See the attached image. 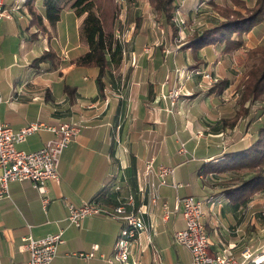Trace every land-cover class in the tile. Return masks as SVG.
Returning a JSON list of instances; mask_svg holds the SVG:
<instances>
[{
  "label": "crops",
  "instance_id": "obj_1",
  "mask_svg": "<svg viewBox=\"0 0 264 264\" xmlns=\"http://www.w3.org/2000/svg\"><path fill=\"white\" fill-rule=\"evenodd\" d=\"M2 1L9 17H0V121L14 130L35 121L50 126L75 121L81 128L62 151L58 178L46 182L45 192L34 188L31 181L22 180L10 182L8 196L0 197V264H26L28 251L18 248L22 239L59 231L64 243L59 245L50 264H116L102 259L115 251V241L125 222L96 214L74 226L67 220V205L97 200L113 207L130 194L134 207L144 212L147 224V229L140 231L131 243V263L192 264L190 251L173 237L184 225L181 209L175 208V202L185 195L202 201V221L213 254L241 258L247 250L257 261V227L255 220L253 228L246 221L255 209L240 210L242 204L226 199L217 186L223 178H235L236 174L221 178L217 173L201 171L204 162L240 149L247 142L217 150L205 139L194 138L193 131L200 127L196 124L198 114L183 113L187 107L180 110L176 103L171 105L175 113L167 112L172 102L169 97L158 96L166 76L164 63L155 64L157 49L149 53L136 48L137 38L132 29L123 39L125 52L120 65L110 67L100 90L95 81L97 69L72 62L87 50L79 38L82 16L76 17L67 9L64 12L74 19L62 16L55 26L43 19L42 29L31 22L25 0ZM36 7L42 11L41 0H37ZM49 50L51 53L44 60L36 61ZM167 83L170 89L177 84L172 80ZM186 84V90L196 91L194 82ZM205 130L213 137L224 131L213 125ZM57 137L54 132L41 129L16 146L33 151ZM180 142L185 143L186 153H179ZM150 159L154 165L173 168L166 177L167 184L159 186L160 200L156 205H150L140 191L144 165ZM251 174H238L237 178ZM164 201L168 204L167 216L161 209ZM92 245H97L93 257L78 258L72 254L88 252ZM251 262L249 259L247 264H257Z\"/></svg>",
  "mask_w": 264,
  "mask_h": 264
},
{
  "label": "rangeland",
  "instance_id": "obj_2",
  "mask_svg": "<svg viewBox=\"0 0 264 264\" xmlns=\"http://www.w3.org/2000/svg\"><path fill=\"white\" fill-rule=\"evenodd\" d=\"M117 1L120 5L118 19L119 24L122 26L120 37L118 38L124 39L131 34L132 29L136 28L134 30L137 38L135 41L138 45L136 48H140V51H142V48H145V51L149 53L157 49L155 64L164 63L166 79L158 96L161 99L170 98L172 103L167 107V112L175 113L174 108L171 107L174 103V105H178L177 108L180 110H182L181 107H187V110L183 113H190V115L191 113L198 114L196 115L198 117L196 124H200V127L193 131L194 138L205 139L206 142L213 144V147L217 148V150L239 146L238 144L242 141L249 142V139L255 136L253 129L257 131V122H259L257 118L248 123L250 113L249 118L245 115H240L233 127L223 124L222 119L225 118L226 123H228L233 119L235 112L238 110V98L240 97V88L245 72L252 62L257 61L256 57L248 59L247 51L251 47L264 43V18L260 23L242 34L243 43L237 49L224 51L222 46L215 44L194 51L193 49L182 48L184 41L188 40L194 31H200L210 24L211 21L224 18L223 15L220 16L218 14V11L214 8V4L209 2L210 0H177L179 6L176 13L172 16L173 21L175 20L178 26V37L173 41L174 48H172V44L166 39V30L163 26L162 18L151 9L146 0ZM212 1L219 4V6H228L233 9L238 8L244 14V7H251L254 3V0H244L245 6H242L231 4L230 0ZM189 5L192 6L191 9H189ZM63 13L61 15L63 19L75 18L72 14ZM137 15H140L141 22L138 27H135L134 17ZM115 36L117 37V35ZM185 53L187 54L185 55ZM190 65H195V67H190ZM144 72H146L145 66L143 67ZM220 78L227 79L225 88L209 93L210 86ZM151 79L154 80L153 77ZM167 80H172V83L177 82V84L170 89ZM186 82L195 83V93L194 91L186 90ZM181 97H186L188 100L184 101L180 99ZM251 109V114H256L257 104L253 105ZM262 119L264 120V116H262ZM208 122L212 124L209 125L207 124ZM221 123L225 125L222 128L224 131L221 136L213 137L207 134L206 128L210 129L212 125L214 127H222ZM222 173L224 172H217L218 176L223 178L232 174H236V177L238 174L247 176L249 173H253V171L246 173L242 170L228 169L225 174ZM228 179L225 178V180ZM245 199L250 202L247 203L248 205L242 204L240 210L247 208L255 209V214L247 217L246 221L248 220L247 225L253 228L252 221L255 220L254 223L257 227V264H264V189L249 193ZM114 253L115 251L106 255L102 260L108 262V259H114ZM252 255L254 254L251 253V257ZM251 263L254 262L252 261Z\"/></svg>",
  "mask_w": 264,
  "mask_h": 264
},
{
  "label": "trees",
  "instance_id": "obj_3",
  "mask_svg": "<svg viewBox=\"0 0 264 264\" xmlns=\"http://www.w3.org/2000/svg\"><path fill=\"white\" fill-rule=\"evenodd\" d=\"M151 9L160 15L165 28L166 39L172 44L178 37V26L173 21L172 16L176 13L177 0H146ZM231 4L244 5V0H230ZM37 0H25L24 4L31 16V22L45 29L43 19H46L50 26H55L61 19L62 13L71 9L74 16L81 17L79 26V38L83 41L87 50L72 59L76 65L87 66L97 69L95 77L96 84L100 90L104 86V76L110 67H117L123 59L125 45L123 40L116 37V29L121 31L119 24L120 5L117 0H41L42 11H37ZM186 2V1H185ZM214 4L223 19H215L200 31H194L193 35L185 40L182 48L193 49L197 51L205 46L220 45L224 51L237 49L243 43L245 32L254 25L260 23L264 18V0H254L251 7H244L245 14L238 8L219 6V4L210 0ZM135 27L141 22L140 15L134 17ZM136 30V28H134ZM133 30V31H134ZM183 42V41H182ZM163 44V42H162ZM51 51L44 52L36 61L40 62L49 55ZM248 59L256 57L257 61L252 62L251 66L245 72L241 84L240 97L238 98V110L232 120L226 123L223 118V124L233 127L240 115H245L250 120L257 118V132L255 136L249 139V142L237 150L225 152L214 161L204 162L201 165L202 172H225L228 169L236 171H253L246 178L232 177L228 180H221L217 184L222 189V194L226 199L235 204H246V196L256 190L264 189V43L251 47L247 51ZM195 67V65H190ZM227 84V79H217L209 88V93L222 90ZM195 93V91H194ZM257 104L256 114L252 115V106ZM222 124V123H221ZM222 124L224 128L225 125ZM228 124V125H227Z\"/></svg>",
  "mask_w": 264,
  "mask_h": 264
},
{
  "label": "built area",
  "instance_id": "obj_4",
  "mask_svg": "<svg viewBox=\"0 0 264 264\" xmlns=\"http://www.w3.org/2000/svg\"><path fill=\"white\" fill-rule=\"evenodd\" d=\"M9 17L0 0V17ZM175 21V20H174ZM120 37L119 29L115 31ZM121 39V38H120ZM123 40V39H121ZM145 50V48H143ZM2 95L0 92V104ZM81 124L75 121L62 122L58 126H50L43 122H30L18 130H14L7 123L0 121V197L8 196V184L13 181L29 180L32 186L40 192H45L46 182L57 179V168L62 151L79 133ZM46 129L58 135L49 139L42 147L25 151L17 148V144L26 140L34 132ZM179 153H186L185 143L180 142ZM173 168L168 165H154V160L146 161L143 170L144 183L140 191L144 193L150 205H156L159 200V186L166 185V177L172 174ZM155 178L157 179L155 182ZM180 186V184H173ZM67 220L74 226H80L81 220L87 216L104 214L112 219L123 220L125 226L121 229L115 241L114 259L110 263L133 264L130 262L131 243L138 233L147 229L143 218V211L134 207L133 195L126 200L119 201L113 207L102 205L97 200L83 201L79 205L68 204ZM175 208L181 209L184 225L174 232V241L186 247L191 253L192 264H247L251 257L249 251L242 252V258L237 259L231 254L216 255L211 252V241L202 221V201L193 195L178 197ZM164 216L169 213L167 202H161ZM64 243L62 231L47 234L44 237L28 236L22 239L18 248L28 251L29 259L26 264H50L57 254L58 247ZM97 245H92L88 252H73L80 258H89L95 255ZM104 258V256H102ZM257 263V261H254Z\"/></svg>",
  "mask_w": 264,
  "mask_h": 264
}]
</instances>
